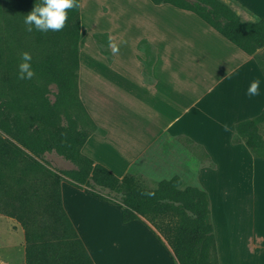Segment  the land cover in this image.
Returning <instances> with one entry per match:
<instances>
[{
    "label": "crops",
    "instance_id": "1",
    "mask_svg": "<svg viewBox=\"0 0 264 264\" xmlns=\"http://www.w3.org/2000/svg\"><path fill=\"white\" fill-rule=\"evenodd\" d=\"M87 1L79 0V15ZM101 1L103 14L113 8L112 3L124 2ZM234 1L253 18L249 22L264 20V0ZM181 16L177 21L180 28H187L186 47L206 55L205 67L185 61L189 53H175L184 65L171 67L165 29L169 20H100L99 32L106 34L111 48L120 31L130 32L132 48L146 38L160 65L153 68L151 82L144 80L140 55L136 58L132 49L133 62L139 63L136 68L120 69L105 60L104 66L92 61V66L81 69L79 98L95 126L104 131L91 133L81 152L119 178L127 173L155 181L178 176L185 185L206 190L218 264H264V226L252 201H258L255 182L264 177V158L254 156L234 130L236 122L256 116L264 107V66L255 53L240 50L196 15L199 20ZM85 40L89 41L82 32L78 51L87 56ZM94 54L101 62L95 44ZM254 80L260 81L259 94L249 96L247 89ZM108 91H113V98ZM180 138H187L188 144ZM225 182H249V186L239 191L227 188ZM59 189L62 207L93 264H176L162 237L142 218L123 222L116 205L66 180L60 181ZM16 246L23 261L25 241L10 247Z\"/></svg>",
    "mask_w": 264,
    "mask_h": 264
},
{
    "label": "trees",
    "instance_id": "2",
    "mask_svg": "<svg viewBox=\"0 0 264 264\" xmlns=\"http://www.w3.org/2000/svg\"><path fill=\"white\" fill-rule=\"evenodd\" d=\"M13 2L17 15L23 17L34 4V0ZM76 2L79 5V0ZM150 2L167 3L194 13L248 54L264 48V20L242 21L220 0ZM1 14L4 12L0 10ZM67 14L65 26L59 31H27L35 53L31 55L34 75L30 80L17 77V57L14 52L6 53L10 48L8 41L13 40L12 20H0V131L4 134L0 135V213L16 219L24 230V263L93 264L62 207L59 183L65 177L74 187L116 205L123 222L147 220L166 240L176 264H218L206 190L185 185L178 176L158 181L155 188H147L139 182L141 175L127 173L119 178L82 154L81 147L88 136L94 131H104L95 126L78 95L79 6L69 9ZM17 21L26 30L23 20ZM95 38L108 42L104 34H95ZM256 60L263 67V58ZM39 80L56 84L58 97L54 103L48 101L46 86ZM75 105L84 117L79 128L71 117L73 108L70 107ZM57 112L69 118L67 126L56 123ZM263 122L264 107L256 116L234 125L236 139H242L250 152L260 158H264V139L258 129ZM50 151L74 167L59 174L52 173L54 182L48 189V200L37 209L32 203L35 190L12 191L2 179L1 165L8 162L12 166L17 157L27 159L32 165L34 156ZM98 189L108 193L103 194ZM38 214L42 224L34 228Z\"/></svg>",
    "mask_w": 264,
    "mask_h": 264
},
{
    "label": "rangeland",
    "instance_id": "3",
    "mask_svg": "<svg viewBox=\"0 0 264 264\" xmlns=\"http://www.w3.org/2000/svg\"><path fill=\"white\" fill-rule=\"evenodd\" d=\"M99 1L102 2L101 0ZM99 1L88 0L87 3L85 2L84 4V10L82 9L81 11L82 14L80 17L82 22L80 34L82 37L83 32V37L86 38L87 36L89 41L85 40L83 43L87 56H84V52H79L78 54L80 60L78 74H81V69L84 66H92V61H94L97 66H104L106 60L107 62H113L114 65L120 69L136 68V65L139 66V63L133 62V58L131 57L132 49L135 51L136 58L138 57L137 55H140L139 60L141 66L143 67L142 71L144 80L151 82L153 68L160 65V60H158V56L154 47L145 40L146 38L136 42L132 48L131 43L134 35L130 32H119L118 40L115 45L118 48V51L114 53L110 47V44L108 45V42L104 41L103 38L99 40L95 38V34H104L106 36L105 33L99 32L102 29V27L99 25L100 20H169V27H165V29L169 30L166 38L170 39L169 43L171 48L169 52L172 54V63L170 62L171 67L178 68L184 65V60L175 57V53H189L185 61L194 62L197 66L202 67L207 65L208 62L206 60V55L201 52L199 48L191 50L186 47L184 34L187 32V28L185 26H181L180 28V23L177 21L183 19L181 16L182 14H190L196 18L195 15L189 12L178 10L169 5H155L149 0H124L121 5L112 3L113 8L106 12V14H103L104 12H102L101 6L99 5L100 3H98ZM220 1L235 11L242 21L253 20V18L234 0ZM86 4L88 6H86ZM15 6L16 5L14 4L13 0H0V10L4 12V14L0 15V20H12L10 30L13 33V40L11 39L12 41H8L10 48L6 50V53L10 54L14 52L18 60L17 62H20V54L23 52V50L24 52H29L31 55L35 53L33 51V44L31 43L29 33L23 29L21 27L22 24L18 23L17 21L23 20V15H17ZM194 20L199 19L196 18ZM133 33L137 34V31L133 30ZM92 41L94 42L98 52L104 57H102L101 62L100 58H96V55L94 54V44ZM17 44H19L18 47ZM147 44H150L151 47ZM106 49L108 50L107 53L104 51ZM255 57L258 60L263 58V62L261 61V63L264 66V48L256 50ZM33 60L34 58H32V61ZM40 82L46 86L45 93L48 101L51 104L54 103L58 97V88L56 84L45 83L43 81ZM107 93L109 97L113 98V91H108ZM72 108L73 113L71 114V117L76 128H79L81 123L84 121V117L76 105L70 107L71 110ZM56 114V123L58 125L67 126L70 123L69 118L66 117L63 112H57ZM258 131L264 139V122L259 126ZM0 135L2 137L4 136L1 131ZM184 144L187 145L188 143L185 141ZM34 159L35 161L31 162L32 165L28 164L27 159L21 157H17L15 163L12 166H9L8 162H6V165L2 164L1 168L4 173V177L2 179L7 185L11 186L12 191L19 189L35 190V196L33 199L31 197V199L33 205L39 209L41 205L45 204V202L48 200V189L51 187L52 182H54L52 173L59 174L61 171L71 170L73 167H71V165L67 166L65 163L62 164L60 157H58V154L54 151H50L47 154H42L38 157L34 156ZM17 179L19 182H16ZM62 179L67 180L65 177H62ZM139 182H141V184L147 188H155L158 181L142 176L141 179H139ZM225 184L227 188L230 189L236 187L239 191L248 189L249 186V182H225ZM98 191L103 194L108 193L107 191H101L99 189ZM255 192L258 199V201L252 199L254 204L257 205L255 215L260 224L264 226V177L261 179V182H255ZM248 207L249 206L246 208ZM251 209L252 207H250V210ZM39 215L40 214L36 216L34 228H38L39 226L41 227L42 220ZM142 219L151 229H153V231H156L167 244L166 240L157 231V229H155L147 220L144 218ZM164 221H166V218L165 220L163 219L162 222ZM23 242L24 230L20 226L19 222L14 218L0 213V264H24V259L22 261L20 258V256L22 257V254H18L19 248L17 246L15 248L10 247L13 243L23 244ZM167 246L169 247L168 244Z\"/></svg>",
    "mask_w": 264,
    "mask_h": 264
},
{
    "label": "clouds",
    "instance_id": "4",
    "mask_svg": "<svg viewBox=\"0 0 264 264\" xmlns=\"http://www.w3.org/2000/svg\"><path fill=\"white\" fill-rule=\"evenodd\" d=\"M79 5L76 0H34L32 9L24 15L23 23L26 26V31L33 30L46 33L48 31H59L65 26L68 18V10L77 8ZM112 51H118L116 46H113ZM32 56L29 52L20 54V62L18 63L17 77L21 80H30L34 71L32 69ZM236 69L233 70L235 74ZM260 81H252L247 89V95L256 96L259 94Z\"/></svg>",
    "mask_w": 264,
    "mask_h": 264
}]
</instances>
